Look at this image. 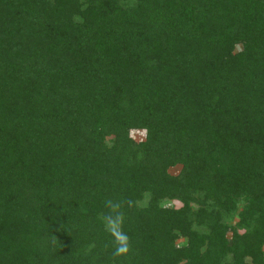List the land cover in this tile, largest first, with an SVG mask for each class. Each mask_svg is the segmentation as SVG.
Here are the masks:
<instances>
[{"label": "trees", "instance_id": "obj_1", "mask_svg": "<svg viewBox=\"0 0 264 264\" xmlns=\"http://www.w3.org/2000/svg\"><path fill=\"white\" fill-rule=\"evenodd\" d=\"M0 264H264V0H0Z\"/></svg>", "mask_w": 264, "mask_h": 264}, {"label": "clouds", "instance_id": "obj_2", "mask_svg": "<svg viewBox=\"0 0 264 264\" xmlns=\"http://www.w3.org/2000/svg\"><path fill=\"white\" fill-rule=\"evenodd\" d=\"M136 201L131 197L119 199L106 198L103 201L104 211L100 214V220L104 231L111 237L112 252L114 258H127L132 252V241L124 230L127 220V210L136 207ZM106 248L108 245L105 246Z\"/></svg>", "mask_w": 264, "mask_h": 264}, {"label": "rangeland", "instance_id": "obj_3", "mask_svg": "<svg viewBox=\"0 0 264 264\" xmlns=\"http://www.w3.org/2000/svg\"><path fill=\"white\" fill-rule=\"evenodd\" d=\"M129 135L131 136V138L135 141H138V140H141L144 136V131L142 130H131L129 132ZM178 170V166H175V167H170L168 169V171L171 173V174H174L176 173Z\"/></svg>", "mask_w": 264, "mask_h": 264}]
</instances>
